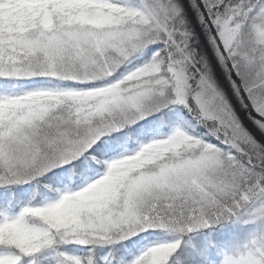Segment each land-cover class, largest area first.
I'll use <instances>...</instances> for the list:
<instances>
[{
	"label": "snow or ice",
	"instance_id": "6c2138e0",
	"mask_svg": "<svg viewBox=\"0 0 264 264\" xmlns=\"http://www.w3.org/2000/svg\"><path fill=\"white\" fill-rule=\"evenodd\" d=\"M0 264H264V0H0Z\"/></svg>",
	"mask_w": 264,
	"mask_h": 264
}]
</instances>
